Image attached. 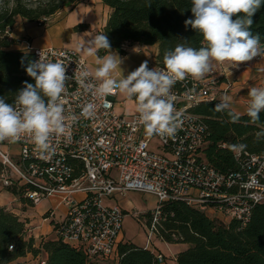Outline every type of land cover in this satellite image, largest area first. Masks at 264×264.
I'll use <instances>...</instances> for the list:
<instances>
[{
	"label": "built area",
	"instance_id": "obj_1",
	"mask_svg": "<svg viewBox=\"0 0 264 264\" xmlns=\"http://www.w3.org/2000/svg\"><path fill=\"white\" fill-rule=\"evenodd\" d=\"M49 19L42 17L35 24L47 26ZM26 47H30L28 43ZM41 51L49 60H63L69 78L74 77L76 68L89 69L86 59L72 48L33 49V62ZM223 77L222 69L212 68L201 80L189 76L175 83V108L183 120L175 138L146 135L136 110L131 114L117 113L114 98L118 91L106 97L111 106L105 107L102 100L85 92L75 78L69 79L63 96L66 115L79 116L82 105L92 102L96 105L94 117H80L75 123L66 121L68 134L52 137L56 151L50 158L41 157L27 136L15 143L0 142V187H22L23 197L32 205L43 198L59 196L65 214L54 228L55 235L90 261L116 259L125 211L108 200L129 190L156 197L150 211L152 226L161 218L160 204L175 200L224 224L231 220L245 224L253 207L264 203V154L235 151L238 168L218 172L204 154L207 125L191 111L199 102L218 100L221 82L224 89L231 87L232 83L222 81ZM12 156L17 157L16 161ZM72 159L83 166L79 176H74ZM48 210L51 215L52 210ZM155 254L158 264L163 262V254Z\"/></svg>",
	"mask_w": 264,
	"mask_h": 264
},
{
	"label": "trees",
	"instance_id": "obj_2",
	"mask_svg": "<svg viewBox=\"0 0 264 264\" xmlns=\"http://www.w3.org/2000/svg\"><path fill=\"white\" fill-rule=\"evenodd\" d=\"M81 0H40L31 5L23 0H0V97L12 103L15 94L23 88L24 82L35 84L26 68L33 62V53L10 49L16 39L9 36L17 17L35 23L42 17H50L57 11L73 7ZM109 8V13L98 34L105 33L111 43V50L120 54L125 42L139 45H156L153 55L155 67H164L163 56L177 43L186 41L199 48L204 45L201 35L184 21L194 18L191 0H100ZM79 23L73 29H85ZM259 34L264 43V5L254 17L251 28ZM105 50L97 55L102 57ZM47 99V98H45ZM219 100L202 101L191 108L207 125L208 134L204 154L215 170L227 173L239 166L234 158L232 145L244 144L243 151L264 154V137L257 133L264 130V112L252 123L247 114L239 115L232 122L227 111H216ZM224 144V146H223ZM74 176L83 171L81 162L72 159ZM3 165L0 162V174ZM5 190L18 197L22 204L32 205L23 197L22 187L6 186ZM161 218L152 226L151 213L145 211L147 226L155 237L167 243H185L188 246L175 255V264H264V203L256 204L245 224L231 220L224 224L217 218H208L204 213L183 201H165L160 204ZM49 210L43 217L49 218ZM53 229L58 222L50 219ZM9 246L11 250H9ZM113 261L87 260L82 252L61 238H41L39 242L29 233L26 220L5 206H0V264H20L19 259L30 256L44 264H158L156 254L145 246H138L128 239H121L116 247ZM40 262L36 264H40ZM34 264V263H33Z\"/></svg>",
	"mask_w": 264,
	"mask_h": 264
},
{
	"label": "clouds",
	"instance_id": "obj_3",
	"mask_svg": "<svg viewBox=\"0 0 264 264\" xmlns=\"http://www.w3.org/2000/svg\"><path fill=\"white\" fill-rule=\"evenodd\" d=\"M262 5L264 0H191L194 18L185 20L184 24L202 36L204 45L195 48L186 41L177 43L173 49L164 52L165 68L149 69L145 60L122 78H117L114 73L121 70L123 60L111 51L107 35L91 36L90 40L77 46V51L95 56L98 67L92 71L76 68L72 78L85 92L102 100L105 107L111 106L106 97L114 96L117 91L128 99L134 98L135 110L146 135L175 138L183 123L182 113L175 108L177 96L172 91L177 81L189 76L193 80L205 78L211 73L214 62H227L232 69L256 57L264 58V43H261L259 34L251 31L254 17ZM100 50L106 52L102 57L97 55ZM66 69L63 60H49L42 51L37 61L29 63L26 72L35 84L25 81L12 103L0 97V142L15 143L27 136L41 157L50 158L56 151L52 137L68 134L66 121L75 123L80 117H94L96 105L92 102L82 105L79 116L66 115L63 96L66 82L72 79L66 75ZM248 95L246 114L252 123H256L264 112V87H252ZM215 110L227 111L232 122L239 118V114L231 110V99L227 95L221 97ZM260 137H264V130L257 133V138ZM231 147L234 151H243L246 145Z\"/></svg>",
	"mask_w": 264,
	"mask_h": 264
},
{
	"label": "crops",
	"instance_id": "obj_4",
	"mask_svg": "<svg viewBox=\"0 0 264 264\" xmlns=\"http://www.w3.org/2000/svg\"><path fill=\"white\" fill-rule=\"evenodd\" d=\"M108 13L109 8L102 4L100 0H81L73 7H67L54 13L49 19L47 26H39L26 21L22 17H17L9 33V36L16 39L17 42L9 48L32 51L36 48L53 46L68 47L77 51L79 44L83 41L87 42L92 38L91 36L98 34V30L106 22ZM79 23L86 24L87 27L75 31L73 27ZM26 43L29 44V48L26 47ZM139 47L150 51L148 67H152L151 69L155 68L153 55L157 51L156 45H139L129 42L124 47L125 54H120L114 50L111 51L118 54L123 63L125 61L129 62V58H132V64L138 66V57L132 53H137ZM78 53L86 59L90 71L98 67L95 63V56H88L82 52ZM213 68L222 69L225 77L222 78V81L227 79L232 83L228 89H224L223 83H220L217 89V99L220 101L222 96L227 95L231 99V110L239 115L246 114V108L250 100L248 95L249 89L252 87H264V58L259 57L257 59L256 57L252 61L241 63L238 68L232 69L229 68L227 62L224 64L214 62ZM119 76L121 78L122 76L127 77V75L123 74ZM118 98L122 99L118 100ZM135 105L134 99H128L123 94L117 92L114 98V109L117 113L131 114L135 111ZM118 196L121 195L116 194L108 200V203L118 204L126 212V209L121 206V199ZM0 206L9 208L18 215L19 219L26 220L29 233L33 235L37 242L41 238H56L50 219L59 222L65 214V205L61 202L59 196L46 197L35 205H28L22 204L17 196L1 187ZM48 209L52 210V214L49 218H45L43 217V213ZM156 239L158 240L157 245L145 247L154 253L160 252L163 254L164 260L159 264H175L176 253L188 246L185 243H167L158 237Z\"/></svg>",
	"mask_w": 264,
	"mask_h": 264
},
{
	"label": "rangeland",
	"instance_id": "obj_5",
	"mask_svg": "<svg viewBox=\"0 0 264 264\" xmlns=\"http://www.w3.org/2000/svg\"><path fill=\"white\" fill-rule=\"evenodd\" d=\"M27 4L34 5L40 0H23ZM51 18V16H50ZM149 50L139 47L137 53H132L137 55L138 66L132 64V58H129V62L125 61L120 65L121 70H117L114 75L117 78H121L119 75H128L130 72L137 69L142 62L148 59V64L150 61ZM128 64V66H127ZM151 64V62H150ZM150 67L149 69H151ZM122 99V98H118ZM12 159L16 161L17 157L12 156ZM121 199V206L126 209L125 216L122 220V239H128L138 246H150L153 247L157 245L158 240L155 235L149 230L146 222L148 217L141 214L145 211H152L155 203L156 197L147 192L129 190L123 196H118ZM125 236V237H124ZM165 251V249H163ZM20 264H36L40 262V259H31L30 256L19 259Z\"/></svg>",
	"mask_w": 264,
	"mask_h": 264
}]
</instances>
